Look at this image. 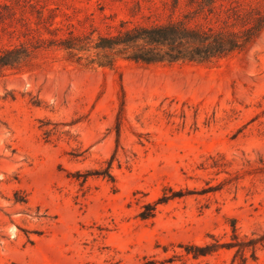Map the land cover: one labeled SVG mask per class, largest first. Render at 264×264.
<instances>
[{
    "label": "rangeland",
    "instance_id": "rangeland-1",
    "mask_svg": "<svg viewBox=\"0 0 264 264\" xmlns=\"http://www.w3.org/2000/svg\"><path fill=\"white\" fill-rule=\"evenodd\" d=\"M187 3L0 0V47L38 46L0 77V264H230L233 249L194 258L184 246L229 241L233 218L241 234L264 231V30L217 61L112 68L36 40L165 23ZM113 155L115 181L96 175ZM246 264H264L262 245Z\"/></svg>",
    "mask_w": 264,
    "mask_h": 264
},
{
    "label": "trees",
    "instance_id": "trees-1",
    "mask_svg": "<svg viewBox=\"0 0 264 264\" xmlns=\"http://www.w3.org/2000/svg\"><path fill=\"white\" fill-rule=\"evenodd\" d=\"M191 7L184 17L165 23L151 25L136 24L127 26L120 24L115 33H99L96 38L92 33L78 34L71 30L68 35L58 38L43 39L66 52L67 59L84 67H114L118 58H125L144 64L197 62L206 63L229 57L235 53L250 50L261 38L264 30V12L259 7H243L240 0H188ZM8 7V5H4ZM214 15L217 25L192 24L196 17L205 19ZM4 15L0 11V20ZM28 30H31L28 28ZM59 30L48 28L50 33ZM34 43L22 42L14 46L0 47V77L7 70L20 71L29 67L35 50ZM125 99L121 101L118 117V140L121 116L124 112ZM115 155L102 170L94 172L111 181L115 177L111 167ZM90 175L88 173L86 178ZM176 193L172 197L181 196ZM170 197L162 196L154 203L144 205L139 216L152 219L156 215L158 204L166 203ZM211 241L202 244L189 243L185 247L187 254L194 258L207 256L222 248L233 249L230 264H246L248 260H256L261 245L264 247V231H254L251 235L241 234L236 219L231 220L230 240L222 242L214 234Z\"/></svg>",
    "mask_w": 264,
    "mask_h": 264
}]
</instances>
